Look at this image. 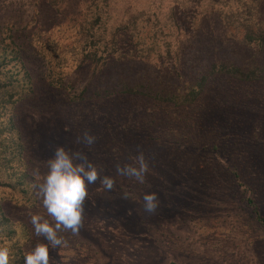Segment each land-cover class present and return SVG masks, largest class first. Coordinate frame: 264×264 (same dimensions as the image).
Returning a JSON list of instances; mask_svg holds the SVG:
<instances>
[{"label":"trees","instance_id":"trees-1","mask_svg":"<svg viewBox=\"0 0 264 264\" xmlns=\"http://www.w3.org/2000/svg\"><path fill=\"white\" fill-rule=\"evenodd\" d=\"M190 1L213 8L190 25L170 10L169 22L191 27L172 41L157 23L137 32L135 19L107 31L99 5L69 26L56 0H0V247L10 264H25L35 243L26 214L46 211L35 184L47 163L38 181L22 108L57 113L67 130L97 137L91 150H71L115 180L112 191L88 185L93 208L120 200L142 208L145 223L146 193L158 195L155 215L230 198L264 247V0ZM64 27L73 30L67 38L57 36ZM138 148L149 162L143 184L116 172Z\"/></svg>","mask_w":264,"mask_h":264},{"label":"rangeland","instance_id":"rangeland-1","mask_svg":"<svg viewBox=\"0 0 264 264\" xmlns=\"http://www.w3.org/2000/svg\"><path fill=\"white\" fill-rule=\"evenodd\" d=\"M56 2L63 5L61 18L64 22L67 21L69 26L76 17L78 21L82 20V12L87 16L94 6L99 5L102 7L100 14L104 22L103 28L107 31L111 25L119 27L120 21L123 23L127 19H135L137 32L146 31L152 24L157 23L155 31L164 34L162 39L172 41H181L189 36L191 27L185 31L182 26L177 27L175 22H169L167 17L170 10L177 9L176 16H182L190 25L191 21L213 8L207 1L198 4L190 0ZM78 7L81 9L77 10ZM141 13L142 17L139 15ZM61 31L57 36L64 38L73 32L70 27H64ZM120 32L127 31L120 29ZM19 112V124L29 141L33 158L40 165V176L45 175L44 165L52 158V149L55 146H63L66 150H77L81 146L76 142L80 135L75 130H67L59 114L28 108H22ZM99 190L100 188H97V191ZM3 195L6 193L0 191V196ZM97 201L107 202L104 199ZM223 204L221 201L218 204L215 200L203 203L195 210L185 206L184 216L177 212L156 215L147 213L148 220L144 223L139 215L142 208L138 206L134 208L119 200L115 208H93L87 197L79 232H68L74 239L65 238L67 242L63 253L59 252L58 247L52 249L49 245L50 261L52 264H264V247L258 246L260 241L255 238V231L250 224L246 225L243 221L242 210L235 208L230 198L227 205ZM44 214L43 217L47 212ZM115 216H118V220ZM24 218L35 234L30 216L26 214ZM45 219L54 223L48 215ZM32 238L35 243L30 249H33L37 242L48 244L43 237L34 235ZM74 243H80V247H76L75 255L70 256L68 249Z\"/></svg>","mask_w":264,"mask_h":264},{"label":"clouds","instance_id":"clouds-1","mask_svg":"<svg viewBox=\"0 0 264 264\" xmlns=\"http://www.w3.org/2000/svg\"><path fill=\"white\" fill-rule=\"evenodd\" d=\"M97 137L85 130L77 137V143L83 144L91 150ZM53 156L47 161V174L43 182H37L35 187L37 195L42 200L47 215L54 223H50L39 214L30 215V223L37 237H43L48 244L37 242L36 246L25 251V264H52L49 255V245L52 249L63 247L65 239L58 233L68 231L72 234L79 232L84 215V203L88 197V185L100 180L101 185L108 191L115 187L113 177H101L100 169L91 162L83 151L66 150L57 145L53 149ZM130 163L116 165L117 175L127 177L137 183H145L146 174L149 172V162L142 149H137L135 156H130ZM38 181L39 170L34 172ZM123 199H128L129 194L124 193ZM159 206L156 193L143 196V209L147 213H154ZM0 264H10V250L0 247Z\"/></svg>","mask_w":264,"mask_h":264}]
</instances>
